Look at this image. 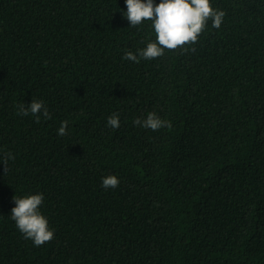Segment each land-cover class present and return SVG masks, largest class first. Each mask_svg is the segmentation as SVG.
I'll list each match as a JSON object with an SVG mask.
<instances>
[{"label": "trees", "instance_id": "obj_1", "mask_svg": "<svg viewBox=\"0 0 264 264\" xmlns=\"http://www.w3.org/2000/svg\"><path fill=\"white\" fill-rule=\"evenodd\" d=\"M210 3L220 28L133 63L124 0H0V264H264V0ZM35 193L41 246L11 219Z\"/></svg>", "mask_w": 264, "mask_h": 264}, {"label": "clouds", "instance_id": "obj_2", "mask_svg": "<svg viewBox=\"0 0 264 264\" xmlns=\"http://www.w3.org/2000/svg\"><path fill=\"white\" fill-rule=\"evenodd\" d=\"M124 3L126 11H120L129 22V27L148 25L151 29L143 47L137 48L135 52L124 53L123 59L133 63L156 59L163 56L166 50L194 44L208 27L209 21L212 28L218 29L225 17V12L213 8L210 0H124ZM27 110L34 115L39 113L48 117L42 101H32ZM21 112L27 114L23 106ZM133 123L153 131L171 127L169 121L155 113H148L145 119H136ZM107 124L114 129L118 128L119 117L115 114L109 116ZM66 128L67 121H62L58 134L63 136ZM6 159H13L11 152L7 153ZM118 184L119 179L115 175L101 178L103 188H116ZM43 201L42 193L13 197L15 206L11 209V219L24 238L30 239L35 246H41L54 238V229L41 211Z\"/></svg>", "mask_w": 264, "mask_h": 264}]
</instances>
